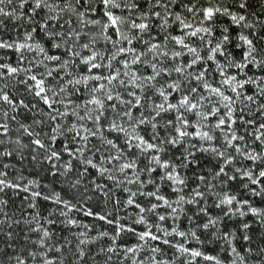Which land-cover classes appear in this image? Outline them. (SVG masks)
I'll return each instance as SVG.
<instances>
[{
    "label": "snow or ice",
    "instance_id": "6c2138e0",
    "mask_svg": "<svg viewBox=\"0 0 264 264\" xmlns=\"http://www.w3.org/2000/svg\"><path fill=\"white\" fill-rule=\"evenodd\" d=\"M0 264H264V0H0Z\"/></svg>",
    "mask_w": 264,
    "mask_h": 264
}]
</instances>
